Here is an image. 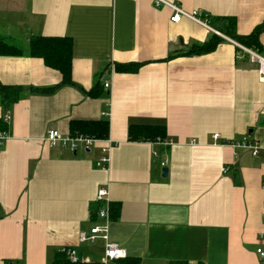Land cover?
I'll return each instance as SVG.
<instances>
[{
    "label": "crops",
    "instance_id": "1",
    "mask_svg": "<svg viewBox=\"0 0 264 264\" xmlns=\"http://www.w3.org/2000/svg\"><path fill=\"white\" fill-rule=\"evenodd\" d=\"M167 1L208 15L217 32L231 19L240 36L264 24V0ZM171 15L153 0H0V42L22 39L25 49L0 55V83L27 90L63 82L28 52L30 39L41 36L71 40L76 84L52 94L25 91L9 109L0 97V120L12 115L0 149V264H48L70 247L82 261L99 262L105 244L78 239L102 223L101 188L109 193L111 242L141 264H261L264 155L212 139L248 135L264 145L258 66L227 39L208 54L183 55L216 33L189 20L171 23ZM259 40L264 54V32ZM128 64L143 66L117 70ZM107 119L109 140L90 151L45 142L50 129L71 134L72 122ZM131 126L162 127L172 144L130 140ZM111 143L104 170L97 162Z\"/></svg>",
    "mask_w": 264,
    "mask_h": 264
},
{
    "label": "trees",
    "instance_id": "2",
    "mask_svg": "<svg viewBox=\"0 0 264 264\" xmlns=\"http://www.w3.org/2000/svg\"><path fill=\"white\" fill-rule=\"evenodd\" d=\"M228 37L236 40L240 44L258 51L262 50V45L260 43L259 37L264 32V24L257 27L253 33L248 36H240L236 32V20H228L227 26L220 30ZM224 41L223 38L214 34L213 38L207 41L204 44H196L193 49L183 55H202L213 52L217 49L219 44ZM28 52L31 56L41 58L45 61L46 65L57 69L63 75V82L55 87L51 88H30L25 89L23 87H10L5 86L0 83V97L1 103L5 109L11 108L15 103L19 102L24 96L25 91L30 90L34 94H52L60 86H76L72 80V43L68 38H46V37H33L30 39ZM25 49L16 46L10 45L5 41L0 42V55H23ZM171 56L170 58H173ZM143 66L142 64L135 65H118L117 70L120 72H137L139 68ZM96 92L90 93L92 96H97ZM7 126L3 120H0V130H6ZM162 127H133L129 129V138L133 141H156L157 139H164L165 132ZM71 134L77 135H87L95 137L97 139H107L110 134V123L109 120L101 121H78L71 123ZM113 209V212H112ZM111 209L112 219H116L119 214V208L115 207ZM113 213V215H112ZM0 218H1V208H0ZM48 264H72L67 256L66 248L61 249L55 252L53 259ZM77 264H99L98 261L86 262L80 261ZM118 264H141L140 259L127 257L123 260H120ZM169 264H201V263H188L185 261H173Z\"/></svg>",
    "mask_w": 264,
    "mask_h": 264
},
{
    "label": "built area",
    "instance_id": "3",
    "mask_svg": "<svg viewBox=\"0 0 264 264\" xmlns=\"http://www.w3.org/2000/svg\"><path fill=\"white\" fill-rule=\"evenodd\" d=\"M156 8L159 9H170L172 11V15L170 16L171 23L179 24L184 20L192 21L209 31L215 32L217 35L227 39L232 44L236 45L240 49L244 51L249 57L250 60L258 65V73L259 80L261 83H264V56L259 55L258 53L251 51L232 39H229L225 35L217 32L209 25L208 15H205L199 10L187 11L184 7L167 0H153ZM110 84H106L105 88H109ZM107 115V114H106ZM12 120V116L10 113L4 117V122L9 126ZM221 136L219 134L213 135V140L217 144L230 145L234 148L238 149H249L252 152V155L256 158H259L261 155H264V145L260 143H251L247 137L243 138L239 142L232 143H220ZM10 139L9 128L6 130H0V149H3ZM47 143L50 147H59L62 149H69L72 152H77L81 147L85 151H90L94 146L98 144V141L95 139H91L86 136H63L58 131L51 130L47 134L46 138ZM114 146L111 143L109 146L103 148V157L97 162V167L107 170L109 168L110 159H109V151ZM262 163L264 164V157L262 158ZM165 166V164H163ZM226 172V169H224ZM262 188L264 189V181L262 184ZM109 193L107 189L101 188L95 198V201L102 205V207L98 210V218L102 221L101 224L94 225L90 231H83L79 235V244H96L99 241H102L105 244L104 256L99 261V264H112L115 261H120L122 259L127 258V252L125 249L121 248L118 244L112 243L110 240V231H111V219H110V199ZM264 220V214H263ZM264 243V239H261ZM66 253L69 261L72 264H77L81 261L79 258L77 251L74 247L66 248ZM257 254L264 264V247H259L257 249Z\"/></svg>",
    "mask_w": 264,
    "mask_h": 264
},
{
    "label": "rangeland",
    "instance_id": "4",
    "mask_svg": "<svg viewBox=\"0 0 264 264\" xmlns=\"http://www.w3.org/2000/svg\"><path fill=\"white\" fill-rule=\"evenodd\" d=\"M219 32L221 33V34H223V35H225L223 32H221L220 30H219ZM217 35V34H216ZM219 36V35H218ZM226 37H228L227 35H225ZM219 37H221V36H219ZM221 38H223V37H221ZM229 39H232V38H230V37H228ZM223 39H225V38H223ZM7 40V42H9V43H11V44H16L17 46H20V47H24V41H22V39L21 40H11V39H6ZM232 40H234V39H232ZM235 42H237L236 40H234ZM238 44H240L239 42H237ZM241 46H243V47H245V48H247V49H249V50H251V51H254V52H256V53H258L259 55H261V56H264V54L261 52V51H258V50H254V49H251V48H248V47H246V46H244V45H242V44H240ZM236 46V45H235ZM237 47V46H236ZM240 51H242L243 53H244V51L242 50V49H240L239 47H237ZM246 54V53H245ZM257 65V64H256ZM258 66V65H257ZM259 74V73H258ZM260 81V80H259ZM8 113H10L9 111H7ZM7 114V113H6ZM11 114V113H10ZM107 114V115H106ZM12 116V115H11ZM105 116H109V113H105ZM109 118V117H108ZM107 120H109V119H107ZM11 123V122H10ZM51 130H54V129H50V130H48L47 131V133H46V136H45V142L47 143V141H46V138H47V134H48V132L49 131H51ZM54 131H58V130H54ZM61 135H63V136H67V135H71V136H81L82 134H77V135H72V134H63V133H61L60 131H58ZM215 135V134H214ZM83 136H86V137H89V138H91V139H95V140H97L98 142L99 141H101L100 139H97V138H95V137H91V136H87V135H83ZM245 137H247L248 139L250 138L248 135L247 136H245ZM244 137V138H245ZM212 139H213V137H212ZM103 140V142H105V140L106 141H108L109 140V138H107V139H102ZM214 141V140H213ZM250 141V140H249ZM156 142H159V143H162V144H164V145H171L172 143L170 142V141H164V140H162V139H157L156 141H150V143H156ZM236 142V141H235ZM237 142H239V141H237ZM192 143L194 144L195 143V141H192ZM215 143V142H214ZM221 143V142H220ZM224 143H232L231 141H229V142H224ZM251 143H259V142H251ZM48 144V143H47ZM49 145V144H48ZM223 145V144H222ZM227 146H230V145H227ZM95 147V146H94ZM52 148H56V147H52ZM81 148V147H80ZM64 150H69V149H64ZM247 150H249V149H247ZM71 151V150H70ZM250 151V150H249ZM109 153H110V151H109ZM252 153V152H251ZM262 156V155H261ZM260 156V157H261ZM254 157V156H253ZM259 157V158H260ZM256 158V157H255ZM223 171H224V169H223ZM226 171H227V169H226ZM96 198V197H95ZM263 214H264V212H263ZM264 221V220H263ZM92 228V227H91ZM90 231V230H89ZM83 232V231H82ZM80 235V234H79ZM79 240V239H78ZM79 242V241H78ZM88 245H93V244H88ZM95 245H97V243L96 244H94V246ZM76 249V248H75ZM104 249H105V247H104ZM103 256H104V251H103ZM102 256V257H103ZM127 257H128V255H127ZM123 260V259H122ZM261 261V260H260ZM118 262H119V260L118 261H115V262H113L112 264H118ZM261 264H262V262H261Z\"/></svg>",
    "mask_w": 264,
    "mask_h": 264
},
{
    "label": "water",
    "instance_id": "5",
    "mask_svg": "<svg viewBox=\"0 0 264 264\" xmlns=\"http://www.w3.org/2000/svg\"><path fill=\"white\" fill-rule=\"evenodd\" d=\"M169 169L167 167L163 168V177H168Z\"/></svg>",
    "mask_w": 264,
    "mask_h": 264
}]
</instances>
